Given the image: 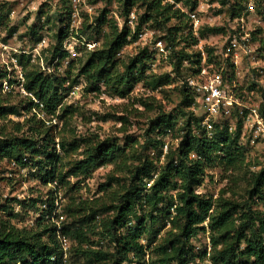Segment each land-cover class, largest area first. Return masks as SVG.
<instances>
[{"label":"rangeland","instance_id":"obj_1","mask_svg":"<svg viewBox=\"0 0 264 264\" xmlns=\"http://www.w3.org/2000/svg\"><path fill=\"white\" fill-rule=\"evenodd\" d=\"M164 2L174 4L181 12L197 16L200 22L198 35L193 30L192 18L188 23L199 41L194 46H187L186 50L202 55L203 50L213 47L216 53L213 52L208 63L222 60L220 53L223 45L238 29L248 33L249 44L247 50L242 51L239 67L222 71L239 104L234 103L229 114L215 119V125H235L236 130L241 124L239 144L245 149L244 166L239 171L225 169L213 156L198 188L199 192L218 198L222 194L233 197L229 191L235 187L237 193L234 198L242 203L247 199L250 190L248 180L252 173L264 170V125L258 122L260 118L264 122V0H242L236 14H232L231 10L236 0ZM194 3L196 6L192 10ZM145 11L146 7L141 1H137L128 13L125 0H79L77 3L72 0H0V71L8 75L7 81L0 80V86L14 97V102L25 100L26 104L21 109L31 105L30 99L33 101L31 113L23 112L22 117L11 115L10 118L22 121L26 116L37 114L39 119L47 121L46 125L52 128V135L56 139L48 150L61 159L57 162L56 175L65 177L63 182L55 177L54 181L44 183L39 169L30 166L32 162L26 166L19 165L13 159H0V208L4 209L0 210V218L9 219L16 227L23 229L36 228L40 223L57 229L56 240L67 264L83 262L73 257L79 242L71 235H65L69 244L64 250L59 236L63 235L61 229L79 224L82 216L100 210L85 231L97 246H109L110 240L103 231L107 229L115 210L103 209L117 205L118 197L128 190L134 179L130 169L134 170L139 165L140 158H148L157 173L165 163L167 154H174L189 132L187 121L191 113L201 116L203 120L205 108L202 105L195 100L191 105L182 103L184 76L196 75L194 70L198 66L185 62L182 68L184 76L173 72L176 67L172 58L174 46L164 38L166 32L160 25L142 21ZM133 14L134 22L131 23ZM178 22L176 18L171 25ZM207 26L218 27L220 31L214 33L206 30L201 35L202 28ZM62 27H67L69 34L61 45V51L68 52L65 58H61L60 53L54 56L55 47L59 46L57 34ZM125 27L131 30V35L117 54L120 63L116 71H123L124 65L140 53L145 57L135 72L137 84L134 90L125 98L116 95L106 85H101L100 92L92 91L86 79L79 76L81 60L84 62L95 46L100 48L105 42L112 41L116 33ZM22 54L32 56L30 70H38L57 79L62 87L65 118L56 116L49 120L51 117L42 111L43 106L38 107L39 101L25 90L26 79L17 62L18 55ZM168 73L173 75V82L152 85L157 77ZM10 80L13 82L10 83ZM251 109H257L259 118ZM170 116L174 126L168 133L160 134L161 128L158 126L150 131L159 119ZM119 117H125L126 121ZM202 120L199 126L193 122L192 133L204 137ZM2 124L0 121V127ZM7 131L13 132V125H7ZM235 132L229 133L231 139ZM148 137L159 139L162 144L157 148L151 144L144 148ZM61 138L66 142L76 138L81 146L68 157L58 144ZM107 140L118 142L124 147L125 154L114 163L93 168L86 175L67 174L70 166L85 157L89 147L94 149L97 143ZM47 157L46 152L40 155V159L44 160L42 165L46 164ZM191 157L195 155L191 154ZM25 159L27 162L30 160ZM123 160L127 164H122ZM143 182L147 189L151 186V180L146 178ZM176 193L175 189L170 191L174 195L173 200ZM168 202H162L158 207H165ZM256 209L264 211V199L258 202ZM138 212H141L140 206ZM154 214L156 221L151 233L160 242L176 231L172 229L169 218H163L161 212ZM143 242L147 243L146 239ZM190 244L195 253L191 264H211L213 248L209 231L193 237Z\"/></svg>","mask_w":264,"mask_h":264},{"label":"trees","instance_id":"obj_2","mask_svg":"<svg viewBox=\"0 0 264 264\" xmlns=\"http://www.w3.org/2000/svg\"><path fill=\"white\" fill-rule=\"evenodd\" d=\"M137 1H141L146 7L142 21L160 25L166 32L164 38L172 42L174 46L172 58L176 66L173 72L184 76L182 68L186 62L191 66L192 64L198 66L194 71L199 73L203 66L202 55L186 50L187 46H194L199 41L192 29H189L190 15L175 8L174 4L164 2L165 0H125L128 13ZM188 2L190 0H187ZM241 3L242 0H236L231 8L232 14L238 12ZM195 6L194 3L192 10ZM102 17L103 15L100 18ZM176 18L179 22L171 25L172 20ZM206 30L216 33L220 28L203 27L200 34L204 35ZM130 35L131 30L128 27L123 28L116 33L112 41L105 42L100 48L95 46L89 57L84 62L81 60L79 76L86 79L89 89L100 92L101 85H106L123 98L134 90L137 84L135 72L138 66L143 64L145 57L140 53L124 65L123 71H116L120 63L117 54ZM67 36H69L67 27H62L57 34L59 46L55 47L54 56L59 53L61 58L68 56L67 51H61V45ZM205 52L207 60L210 61L215 52L214 48L208 47ZM31 60V55L22 54L17 57L18 65L22 67L26 79L25 90L39 101L37 106H43L41 109L51 117L49 120L56 116L65 118L61 85L51 75L30 70ZM217 63L221 67V61ZM171 75L168 73L157 77L152 85L170 84L174 81ZM188 77L189 75L184 76L182 103L191 105L194 97L187 87ZM7 79L8 75L0 71V80ZM13 98L0 86V121L3 123L0 127V159H13L19 165L26 166L32 162L30 166L39 169L44 183L54 181L55 177L60 182L65 181L61 174L56 175L57 165L61 159L48 150L53 142L56 143L52 128L46 125V120L39 119L37 114L26 116L22 121L11 119V115L22 117L23 112L28 114L33 109L31 99V105L21 109V106L26 104L25 100L14 102ZM119 119L126 121L125 117ZM201 120V116L191 113L187 121L189 132L176 152L167 154L165 163L157 173L154 172L155 169L148 158L144 160L140 158L139 165L134 170L130 169L134 179L128 190L118 197L117 205L103 209L115 210L107 229L103 231L110 240L109 246L104 247L102 244L97 246L85 231V227L95 219V213L100 210H94L92 215L85 214L80 218L79 224L61 229V233L71 235L79 242L73 257L81 259L83 264H191L195 257L190 244L191 239L201 232L209 231L213 248L210 256L212 264H264V211L256 209L258 202L264 199V170L252 173L248 180L250 190L247 199L242 203L234 198L237 193L235 187L229 191L233 197L222 194L214 198L212 195L199 192L205 168L214 159L213 156H216L225 169L233 171L241 170L245 162V149L239 144L240 123L232 139L226 124H216L214 137L209 139L192 133L193 122L195 126H199ZM7 125H13V132L7 131ZM157 126L161 128L160 134L168 133L174 126L172 117L159 119L152 125L150 131H154ZM62 138L58 144L63 153L70 157L78 151L81 144L76 138L72 142H66ZM150 144L157 148L162 141L148 137L144 142V148H148ZM45 152L48 156L47 162L42 165L44 160L40 159V155ZM124 154V147L116 141L97 143L94 149L89 147L83 159L69 167L67 174L86 175L93 168L114 163ZM191 154L195 157H191ZM26 157L30 159L28 162L25 161ZM122 164L127 163L123 160ZM146 178L153 180L148 189L143 182ZM172 189L177 190L175 200L174 195L170 194ZM168 200L165 207H158L160 203ZM138 206L141 212H138ZM155 212H161L165 219L169 218L172 229L176 231L160 242H157L158 237H152L151 233L156 221ZM56 236L57 229H53L49 224L40 223L36 228L23 229L16 227L9 219L0 218V264H67ZM145 239L147 243L143 242ZM243 244L245 246L242 248Z\"/></svg>","mask_w":264,"mask_h":264},{"label":"built area","instance_id":"obj_3","mask_svg":"<svg viewBox=\"0 0 264 264\" xmlns=\"http://www.w3.org/2000/svg\"><path fill=\"white\" fill-rule=\"evenodd\" d=\"M77 3L79 0H72ZM253 5H251L252 7ZM192 18L193 30L198 35L200 22L195 14H190ZM134 14L130 22L133 23ZM243 30V29H242ZM249 44L248 33L241 31V28L233 33L222 47L221 67L217 61L208 63L205 50L202 51L203 66L199 73L192 75L187 79V87L193 94L196 103H199L205 108V113L202 120V126L205 131V136L213 139L215 130V119L222 114H229L234 103H238L233 90L230 89L228 80L224 79L223 70L230 71L232 68L239 67L242 62V51H246ZM229 78V76H228ZM259 118L257 109H251ZM262 118H264L262 116ZM260 125H264L263 119L258 121ZM261 127V126H259ZM230 133L236 131L235 125H229ZM254 142V141H253ZM156 177V175H155ZM153 180H151L152 184ZM62 241L64 250L68 248V239L63 235H59ZM212 264V263H211Z\"/></svg>","mask_w":264,"mask_h":264}]
</instances>
